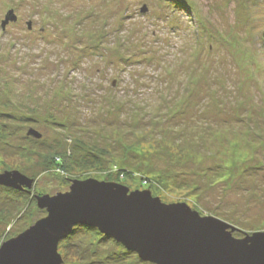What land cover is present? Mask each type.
<instances>
[{"label":"rangeland","instance_id":"obj_1","mask_svg":"<svg viewBox=\"0 0 264 264\" xmlns=\"http://www.w3.org/2000/svg\"><path fill=\"white\" fill-rule=\"evenodd\" d=\"M44 147L94 163L65 180ZM4 169L35 192L0 184V245L47 216L37 196L87 178L184 202L236 238L264 231V0H0ZM110 237L78 236L84 260L58 251L64 264H155Z\"/></svg>","mask_w":264,"mask_h":264},{"label":"water","instance_id":"obj_2","mask_svg":"<svg viewBox=\"0 0 264 264\" xmlns=\"http://www.w3.org/2000/svg\"><path fill=\"white\" fill-rule=\"evenodd\" d=\"M9 19H15L12 10L3 26ZM29 134L41 136L34 129ZM32 183L17 170L0 173L1 185ZM37 204L47 216L0 245V264H64L59 243L78 224L95 226L155 264H264V231L236 238L219 218L201 216L184 202L164 203L149 190L73 179L69 191L39 195Z\"/></svg>","mask_w":264,"mask_h":264},{"label":"trees","instance_id":"obj_3","mask_svg":"<svg viewBox=\"0 0 264 264\" xmlns=\"http://www.w3.org/2000/svg\"><path fill=\"white\" fill-rule=\"evenodd\" d=\"M138 143H139V141H138ZM126 147L137 148L136 142L126 144ZM137 149H139V148H137ZM19 155H21V153ZM37 155L38 156L42 155V157H44L43 159H45V164L48 165L47 168L54 171L55 175H59V174H60L59 176L63 175L65 177V180H66L67 174H71L76 167L87 166V165H91L94 163L93 160H90L89 158L83 157L80 154L77 156V154L75 153V150L72 151V149H71V151H65L63 153H59L56 151H51L49 149V147H44V148L38 149ZM95 157H96L95 155L91 156V158H95ZM14 170H16V169H14ZM4 171H9V170L4 169ZM11 171H13V170H11ZM17 171H19V170H17ZM19 172H21V171H19ZM121 174L123 176L126 174V170L124 168L120 169V172H118L117 178H120ZM109 179H113V178L109 177ZM120 179H123V177ZM106 181H108V180L106 179ZM113 182H116V181H113ZM34 185H35V178H33V183H32L31 188H28L26 186H23L22 188H15V187L8 186V188H6L8 190L6 192V194H9V195L12 194L13 197H15V198H20L23 195L24 196L26 195V196H28V198H31V197H33V192H35ZM90 232L100 233L103 235V237H106V238L110 237V236H107V235L101 233L99 231V229L96 228L95 226H91V225H87V224H78V225H75L73 227V229L71 230V232L65 238H63L60 241L59 246L67 252L70 251L72 256H77V257L83 258V260H84L86 253H85V251H82L79 249L78 242H77L76 238L78 236H80L81 234H87ZM110 238H112V237H110ZM127 250L129 253L135 252V251L130 250V249H127ZM85 264H96V262L90 261V262H86Z\"/></svg>","mask_w":264,"mask_h":264},{"label":"flooded vegetation","instance_id":"obj_4","mask_svg":"<svg viewBox=\"0 0 264 264\" xmlns=\"http://www.w3.org/2000/svg\"><path fill=\"white\" fill-rule=\"evenodd\" d=\"M6 187H8V186H6Z\"/></svg>","mask_w":264,"mask_h":264}]
</instances>
